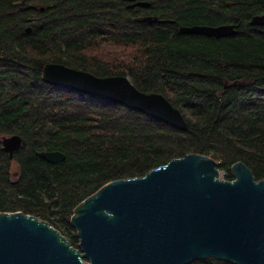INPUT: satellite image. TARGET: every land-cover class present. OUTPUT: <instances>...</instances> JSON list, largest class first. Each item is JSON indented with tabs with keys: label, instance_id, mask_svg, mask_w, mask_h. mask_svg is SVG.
<instances>
[{
	"label": "trees",
	"instance_id": "1",
	"mask_svg": "<svg viewBox=\"0 0 264 264\" xmlns=\"http://www.w3.org/2000/svg\"><path fill=\"white\" fill-rule=\"evenodd\" d=\"M145 1L131 8L126 0H0V137L23 139L11 158L0 142V210L48 220L74 246L69 218L80 200L174 157L209 154L226 179L240 160L264 178V25L250 23L264 0ZM138 13L174 22H142ZM228 22L237 25L225 37L178 31ZM47 62L126 75L139 90L164 95L186 129L48 84ZM55 149L63 161L36 154ZM187 264L233 263L208 257Z\"/></svg>",
	"mask_w": 264,
	"mask_h": 264
},
{
	"label": "water",
	"instance_id": "2",
	"mask_svg": "<svg viewBox=\"0 0 264 264\" xmlns=\"http://www.w3.org/2000/svg\"><path fill=\"white\" fill-rule=\"evenodd\" d=\"M126 1L131 8L149 4ZM138 20L174 22L156 15ZM250 23L264 25V11L253 14ZM236 25H179L178 31L219 38L233 34ZM42 78L186 129L181 111L164 95L139 90L126 75L96 76L47 62ZM22 141L18 134L0 137L10 158ZM36 154L51 163L66 158L58 149ZM217 164L209 154L188 152L143 175L107 181L73 208L69 221L77 246L48 220L22 210H0V264H187L208 257L264 264V178H255L240 160L230 166L233 178H222Z\"/></svg>",
	"mask_w": 264,
	"mask_h": 264
},
{
	"label": "flooded vegetation",
	"instance_id": "3",
	"mask_svg": "<svg viewBox=\"0 0 264 264\" xmlns=\"http://www.w3.org/2000/svg\"><path fill=\"white\" fill-rule=\"evenodd\" d=\"M144 15H146V14L138 13V14H136L135 18H136V20H138L139 18H141Z\"/></svg>",
	"mask_w": 264,
	"mask_h": 264
},
{
	"label": "bare ground",
	"instance_id": "4",
	"mask_svg": "<svg viewBox=\"0 0 264 264\" xmlns=\"http://www.w3.org/2000/svg\"><path fill=\"white\" fill-rule=\"evenodd\" d=\"M181 104V103H180ZM187 109H188V107H187ZM189 112V111H188ZM190 113V112H189ZM190 115V114H189ZM189 118V117H188ZM129 126V125H128ZM135 127V126H134ZM126 129V128H125ZM128 129V128H127ZM160 129V128H159ZM130 130V129H129ZM144 131V130H143ZM151 131V130H150ZM151 133H153V132H151ZM114 134V133H113ZM154 134V133H153ZM118 135V134H117ZM114 138V137H113ZM153 138V137H152ZM116 139V138H115ZM156 140V139H155ZM160 140V139H159ZM122 141V140H121ZM134 144V143H133ZM128 147V146H127ZM124 148V147H123ZM122 148V149H123ZM223 157V156H222Z\"/></svg>",
	"mask_w": 264,
	"mask_h": 264
},
{
	"label": "rangeland",
	"instance_id": "5",
	"mask_svg": "<svg viewBox=\"0 0 264 264\" xmlns=\"http://www.w3.org/2000/svg\"><path fill=\"white\" fill-rule=\"evenodd\" d=\"M13 169H16V167L13 166ZM219 175H220V177L224 178V177H223V172H222V171H219Z\"/></svg>",
	"mask_w": 264,
	"mask_h": 264
}]
</instances>
